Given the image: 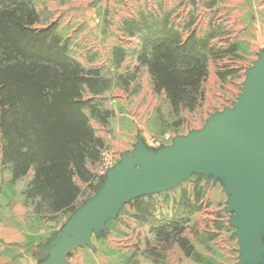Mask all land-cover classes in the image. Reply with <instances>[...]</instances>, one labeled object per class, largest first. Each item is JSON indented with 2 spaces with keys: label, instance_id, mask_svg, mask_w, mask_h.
<instances>
[{
  "label": "trees",
  "instance_id": "obj_1",
  "mask_svg": "<svg viewBox=\"0 0 264 264\" xmlns=\"http://www.w3.org/2000/svg\"><path fill=\"white\" fill-rule=\"evenodd\" d=\"M215 0L205 3L213 7ZM39 15L32 0H0V140L1 167L10 172V184L28 176L24 196L36 201L34 214L53 221L61 213L69 214L77 207L80 187L77 178L88 185L92 175L87 164L99 160L104 147L101 138L95 136L84 110L101 123L111 115L101 112L90 99H83L86 89L97 96L113 85L127 89L135 79V72L102 76L97 68L85 70L69 52V42L57 32V25L42 29L34 26ZM195 17L190 15L179 30L172 22L171 13L137 20L125 19L122 30L128 36H139L137 55L139 66L146 68L154 91L163 92L175 117L182 108L194 111L202 99V84L207 76L208 58L240 60L238 45L213 47L211 41L218 37L216 28L203 36L194 29ZM186 32V33H185ZM121 46L111 50L110 66L118 69L124 61ZM238 72L226 68L217 73L220 80ZM181 119L174 122L181 125ZM193 199L182 191L171 216H157V201L153 196L137 199L129 205L133 219L149 226L150 234L160 242L172 241L186 258L202 263L199 252L181 236L192 215L202 208V178L194 176ZM100 178L94 193L102 184ZM90 196V195H89ZM88 196V197H89ZM168 197L164 198L167 203ZM210 235L207 241L214 239ZM36 258L37 244L24 247ZM153 262L163 259L155 249L147 252Z\"/></svg>",
  "mask_w": 264,
  "mask_h": 264
},
{
  "label": "rangeland",
  "instance_id": "obj_2",
  "mask_svg": "<svg viewBox=\"0 0 264 264\" xmlns=\"http://www.w3.org/2000/svg\"><path fill=\"white\" fill-rule=\"evenodd\" d=\"M32 1L39 15V22L34 26L36 29L56 24L55 18L63 12H76L77 14L82 12L84 14L85 70L97 68L106 78L135 72V79L130 82L127 89L113 85L108 91L97 96L91 95L86 89L82 93L83 99L92 100L101 112H111L106 123H101L96 116L91 115L88 108L84 110L95 136L101 138L104 146H107L108 151L114 155H119L132 148L137 130L141 132L145 142H158L161 145L169 144L171 138L176 135L186 134L191 129L200 128L212 112L221 110L235 100L244 78L245 68L250 66L251 61L256 58L258 50L264 48V12L259 18L248 15L243 20L242 17L232 16V13L238 8L228 6L224 8L221 5L206 8L205 0ZM224 2L222 1L221 4ZM226 8L228 10L224 11ZM165 12L171 13L172 22L179 30L188 17L193 15L195 17L194 29L199 36L208 33L211 29V21H221L222 24L216 26L219 32L218 37L211 41V46L227 47L229 44L236 43L238 52L242 56L240 60L235 61L227 57L219 60L209 57L207 76L201 88V101L194 111L182 108L178 117L172 114L164 93L154 91L146 68L137 63L136 58L140 49L139 36H128L123 32L121 25L125 19L137 20L140 15L150 19L160 17ZM256 21L260 24L259 29L255 27ZM226 22H229V29L226 27ZM245 22L247 25L244 26ZM114 46H121L125 52L124 61L118 69L110 66L111 50ZM226 68H235L238 72L226 77L225 80H220L217 73ZM177 119L182 121L179 126L174 125ZM92 166V164H88L89 171L92 170ZM26 179L28 176L22 181L24 182ZM194 180L193 176L190 182L181 183L170 192L153 196L157 204L162 206L161 214L168 216L173 214L182 191H186L190 199H193ZM74 182L80 187V195L75 203V206H78L93 192L77 178H74ZM200 186L202 187V208L193 214L189 221L190 224L184 223L186 229L183 235L194 240L195 247L199 249V252L201 250L205 259L212 255L213 259L210 258V260L213 264L235 263L237 255L234 250L237 246L235 240H230L233 229L229 227L228 217L223 212L226 198L221 186L219 184L212 185L211 182L204 183L203 180ZM165 197L169 198L167 203H164ZM159 208L160 206L157 209ZM133 213V208L130 205H125L120 210L117 219L107 223L108 236L114 234L116 235L115 239H123L119 245L120 248L124 246L127 249L131 243L130 234H134L133 224L135 221L132 217ZM68 215L69 212L56 215L55 219L48 224L50 227L47 230L51 233L58 229ZM40 221L44 224L47 223L43 219ZM210 235H214L215 238L207 241ZM163 247L165 251L163 259L157 263L151 260L154 264H183L180 259L181 253L175 247L174 242H165ZM120 253L121 257H118L115 264H149L146 260L137 262L133 259L135 254L127 250ZM70 255L69 257L73 259L72 253ZM206 262L208 260H203L198 264L212 263ZM185 263H187L186 259Z\"/></svg>",
  "mask_w": 264,
  "mask_h": 264
},
{
  "label": "water",
  "instance_id": "obj_3",
  "mask_svg": "<svg viewBox=\"0 0 264 264\" xmlns=\"http://www.w3.org/2000/svg\"><path fill=\"white\" fill-rule=\"evenodd\" d=\"M239 93L198 129L151 147L139 130L130 150L103 175L101 186L37 244L36 264H70L79 248L95 251L107 223L131 202L170 192L193 176L219 184L233 232L236 262L264 264V48L244 70Z\"/></svg>",
  "mask_w": 264,
  "mask_h": 264
},
{
  "label": "crops",
  "instance_id": "obj_4",
  "mask_svg": "<svg viewBox=\"0 0 264 264\" xmlns=\"http://www.w3.org/2000/svg\"><path fill=\"white\" fill-rule=\"evenodd\" d=\"M208 1L211 0H205L204 2ZM222 1L225 2L221 4ZM215 2L214 7L221 5L224 8L227 6L230 8H238L239 11H234L232 16L242 17L243 20L248 15L259 18L264 12V0H228V2L227 0H215ZM227 10V8L224 9V11ZM238 12L240 13L237 14ZM54 22L58 25L57 32L64 40L69 42L70 55L84 68V14L82 12L80 14L76 12H63V14H59L55 18ZM211 23L212 28H216L220 23L222 24L221 21L215 22L214 20ZM228 23L226 22L225 24L229 29ZM256 23L255 27L259 29L260 24L257 21ZM245 25H247V22H245ZM237 53L242 57L239 52ZM32 175L33 173L30 171L28 173V179L24 182L21 179L14 184H10L11 176L9 170L5 166L0 167V264H36V259L32 253L28 252L24 247L31 243L38 244L50 234V231L47 229L50 227L48 224L51 221L44 220L47 222L44 224L34 214L33 207L37 200H26L24 196V191L32 179ZM159 206L160 208L155 213L157 216L161 214L160 210L162 206L161 204H157V208ZM161 215L167 216V214ZM187 224H190V222ZM133 229L134 234H130L131 243L127 249L124 246L123 248L119 246L122 243L121 241H123L122 238L115 239L116 235L111 234L106 238L93 239L95 251L88 248H79L73 252V259L68 257L70 264H115L118 257H121L120 252L126 250L135 254L133 259L137 260V262L146 260L149 264L154 263L147 256L148 251L155 249L165 255L164 242L158 241L154 235L150 234L148 225L134 221ZM183 233L181 236L187 239L194 249L199 252V249L195 247L194 240L187 237V235H183ZM174 245L181 253L180 259L183 264L185 259L188 264H190L189 262L198 264L186 258L176 243ZM199 253L203 260H208L206 263L212 262L210 260V258L213 259L212 255H209V258L205 259V255L201 253V250Z\"/></svg>",
  "mask_w": 264,
  "mask_h": 264
},
{
  "label": "built area",
  "instance_id": "obj_5",
  "mask_svg": "<svg viewBox=\"0 0 264 264\" xmlns=\"http://www.w3.org/2000/svg\"><path fill=\"white\" fill-rule=\"evenodd\" d=\"M146 144L151 147H157L160 145L158 142H153V143L146 142ZM1 150H2V144L0 140V166H1ZM118 159H119L118 154L114 155L113 153H110L107 149V146H104L103 149H101L100 151L99 160L96 163H94L92 166V170L90 171L92 175V180L87 185V187L89 188V186L90 187L95 186L100 180V178H103L105 171L108 168L112 167L118 161Z\"/></svg>",
  "mask_w": 264,
  "mask_h": 264
}]
</instances>
